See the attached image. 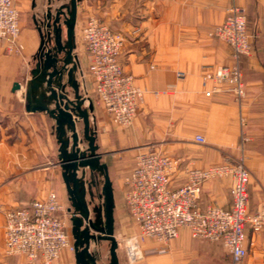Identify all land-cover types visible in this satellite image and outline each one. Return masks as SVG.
I'll list each match as a JSON object with an SVG mask.
<instances>
[{
	"label": "crops",
	"instance_id": "1",
	"mask_svg": "<svg viewBox=\"0 0 264 264\" xmlns=\"http://www.w3.org/2000/svg\"><path fill=\"white\" fill-rule=\"evenodd\" d=\"M52 1L14 0L21 16L18 44L22 48L10 53L7 42H0V264H30L24 256L6 254L4 211L43 200L50 192L57 194L66 209L71 207L58 161L55 121L46 112L27 110L32 101L27 92L31 89H37L38 95L40 92L33 78L40 46L37 22L48 9L55 13L62 4L70 3L59 0L52 5ZM237 3L245 10L249 31L254 35L252 53L240 59L246 88L245 97L240 100L227 92L207 94L214 83L205 85L203 81V66L234 62L232 48L212 35L225 20L228 0L78 2L73 52L78 69L74 76L80 94L86 99L83 108L88 107V99L94 105L90 118L98 152L108 165L113 184L115 224L124 218L125 209L130 216L124 179L134 170L135 157L140 152L152 151L180 159L181 171L172 181L173 188L185 184L186 167L206 170L242 157L252 173L248 213L254 215L264 204V150L253 147L254 142L262 144L264 139V0H237ZM35 6L38 13L29 22L27 9ZM90 18L99 19L125 37L121 63L125 73L143 91L139 112L130 127L115 125L95 92L83 38V28ZM178 72L186 73L185 77L178 78ZM17 83L19 88L14 90ZM66 93L70 99L74 98L70 87ZM78 129H82V124H78ZM242 135L247 138L244 143ZM198 136L205 142H198ZM124 151L134 160L131 169L122 175L121 166L103 158ZM231 185V175L205 181L199 209L229 207ZM118 187L123 192L121 198L116 191ZM61 215L68 219L69 215ZM132 222L137 234L133 219ZM67 224L71 234V224ZM245 233L247 256L238 263H234L221 242L195 239L186 228L179 230L178 238L168 247L144 238L133 257L126 251L118 255L119 263L264 264V227L254 232L247 225ZM72 252L68 248L61 252V264H76Z\"/></svg>",
	"mask_w": 264,
	"mask_h": 264
},
{
	"label": "built area",
	"instance_id": "2",
	"mask_svg": "<svg viewBox=\"0 0 264 264\" xmlns=\"http://www.w3.org/2000/svg\"><path fill=\"white\" fill-rule=\"evenodd\" d=\"M228 1L225 20L212 35L232 48L234 62L203 66V81L205 85L214 83L207 94L227 92L240 100L246 94L240 59L252 53L254 35L249 31L245 10L237 0ZM20 34L21 16L14 0H0V42H7L8 52L21 50ZM83 38L100 104L115 125L130 127L139 112L143 91L123 69L124 35L99 19L90 18L83 28ZM185 75L177 73L178 78ZM241 139L243 143L247 141L244 135ZM196 140L205 142L200 136ZM180 171L178 158L152 151L136 155L135 168L124 182L126 206L138 229L137 236L128 242V253L132 256L137 252L139 240L144 238L168 247L178 238L179 230L186 228L195 239L221 242L234 263L241 262L247 256L246 226L250 225L254 232L264 227V204L254 215L248 213L252 173L244 159L228 160L206 170L186 167L185 184L173 188L172 181ZM228 175L232 177L231 205L200 210L198 200L205 181ZM61 213L68 215L55 192L43 200L4 211L6 254L24 256L30 264H61V252L66 248L74 251L67 217Z\"/></svg>",
	"mask_w": 264,
	"mask_h": 264
},
{
	"label": "water",
	"instance_id": "3",
	"mask_svg": "<svg viewBox=\"0 0 264 264\" xmlns=\"http://www.w3.org/2000/svg\"><path fill=\"white\" fill-rule=\"evenodd\" d=\"M79 1L70 0L69 5L62 4L55 13L48 9L40 21L44 28L40 25L38 27L40 46L35 56L36 69L33 71V78L40 90L39 99L34 103L29 101L27 110L46 112L55 121L59 143L58 161L74 210L71 234L76 264H97L90 252V244L91 241L102 240L110 243V264H120L118 242L114 236L113 184L108 165L102 161V155L98 152L96 133L90 118L94 105L88 99V107L83 108L86 99L80 94L79 83L74 76L78 69L77 57L73 52L76 47L75 27ZM68 87L73 90V99L66 93ZM18 88L17 83L14 90ZM78 124H82L80 131ZM83 143L86 146L82 147ZM86 170L92 174L100 173L103 177L100 195L103 205L94 210L102 226L93 221L86 201L88 195L92 196L83 180Z\"/></svg>",
	"mask_w": 264,
	"mask_h": 264
},
{
	"label": "rangeland",
	"instance_id": "4",
	"mask_svg": "<svg viewBox=\"0 0 264 264\" xmlns=\"http://www.w3.org/2000/svg\"><path fill=\"white\" fill-rule=\"evenodd\" d=\"M58 2H59V0H53L52 5L56 4ZM37 13H38V10L36 9V6L34 8L28 7V9H27L28 21L32 22V17L34 15H36ZM21 31H22V28H21ZM64 38H65V36H64ZM36 90L31 89L29 92H27V97H30V99L32 100V103H34L36 99L37 100L39 99V95H38ZM32 91H33V93H32ZM1 131H2V129L0 128V138L2 137ZM260 143L254 142L253 147H255L256 149L260 148V149L264 150V139L262 140V144H260ZM83 146H84V143L82 144V147ZM103 160L104 161L110 160L114 164V166H116V165L121 166L120 170L124 171L121 173H122V175L123 174L125 175L127 173L125 171L131 169V167H132L131 165H133L132 163H133L134 157L131 156V154L129 152L124 151V152L114 154L111 157L105 156L103 158ZM115 170H116V175H117V169H115ZM117 177H118V175H117ZM83 180L86 184L87 190L92 193L91 197L88 195L86 198V201L89 204V208L91 210V217L95 223H97L99 226H102V223L99 221V218L97 216L98 213H97V211H94V210H95V208L101 207L103 205V198H100V195L102 194L103 177L100 173L94 172L92 174L89 170H86V174H85ZM124 182H125V179H124ZM116 191H118L117 192L118 194L120 193L119 198H121L120 195H122L123 192L119 189V187L117 188ZM124 191H125V189H124ZM123 217L124 218L122 220L121 219L117 220L116 224L114 225V236L118 242V250H117L118 255H121L122 253H124V251H126L128 253V247H129L128 242L133 237L137 236V234H138V231L136 234L134 224H133L132 219L129 216L128 212L126 211V209L124 211ZM70 238H71V242L74 243L72 234H70ZM149 240L157 244V242L154 241L153 239L149 238ZM144 241L145 240H143V239L139 240V247H141V243H143ZM109 248H110V243L108 241H103V240L98 241V242L91 241L90 252L92 253L94 258L96 259L97 264H110ZM72 253H74V251Z\"/></svg>",
	"mask_w": 264,
	"mask_h": 264
},
{
	"label": "flooded vegetation",
	"instance_id": "5",
	"mask_svg": "<svg viewBox=\"0 0 264 264\" xmlns=\"http://www.w3.org/2000/svg\"><path fill=\"white\" fill-rule=\"evenodd\" d=\"M40 21L37 22V28L40 27V26H42L40 24ZM42 28H44V25L42 26ZM67 212H68V215H69L67 221H68L69 224H71V227H72V218L74 216V210L72 209V207H70L69 209H67ZM73 246H74V243H73Z\"/></svg>",
	"mask_w": 264,
	"mask_h": 264
}]
</instances>
